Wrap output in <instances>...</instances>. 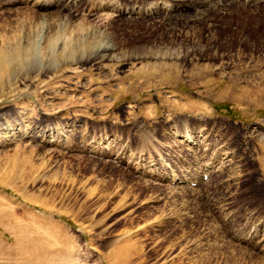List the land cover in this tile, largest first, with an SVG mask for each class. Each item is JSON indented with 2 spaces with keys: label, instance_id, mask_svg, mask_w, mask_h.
Instances as JSON below:
<instances>
[{
  "label": "rangeland",
  "instance_id": "1",
  "mask_svg": "<svg viewBox=\"0 0 264 264\" xmlns=\"http://www.w3.org/2000/svg\"><path fill=\"white\" fill-rule=\"evenodd\" d=\"M99 1L68 0L60 11L42 13L41 21L26 17V6L0 8V264H136L135 240L110 244L127 224L119 208L123 195L141 198L133 217L140 214L147 222L144 238L159 244L187 236V249L201 240L221 252L249 216L259 212L264 221V175L257 161L264 156V44L233 42L243 24L264 33V0H214L172 14L165 2L192 0H103L118 11L87 16L89 4ZM139 6L148 13L136 15ZM83 25L106 38L90 42L84 54L78 45L67 56L64 38L73 40ZM244 35L250 33L238 34L239 42ZM26 47L28 60L6 71L2 58ZM178 117L196 129L193 144L172 136L169 125ZM134 122L150 129L165 157L163 163L155 154L157 164L138 170L176 174L178 182L144 179L134 171ZM193 150L201 156L198 164ZM191 170L200 173L196 182L178 180ZM74 179H90L91 192L110 188L104 202L117 231L99 236L87 229L86 206L57 189ZM206 192L215 220L201 201ZM159 193L160 201L150 202ZM171 209L178 211L177 224L172 228L164 219L158 225L154 219ZM263 239L264 231L254 244ZM235 249L240 261L244 255ZM187 258L167 264H194Z\"/></svg>",
  "mask_w": 264,
  "mask_h": 264
},
{
  "label": "bare ground",
  "instance_id": "2",
  "mask_svg": "<svg viewBox=\"0 0 264 264\" xmlns=\"http://www.w3.org/2000/svg\"><path fill=\"white\" fill-rule=\"evenodd\" d=\"M66 1H68V0H11V1L10 0H0V6H1L0 8L5 7V5H8L9 8H12V6H16V5H18V6L19 5L26 6L25 9H23L24 10L23 14L26 15V17L28 16L30 18H32V17L35 18V21L36 20L37 21L38 20L41 21V19H43V17H45V15H44L45 13H48V12L54 11V10L60 11L61 9L65 8L64 5H65V2ZM206 1L207 2H205L204 0H192L191 2H187L186 1L185 3L184 2H176L175 3V2H171V1L169 2V1H167V2H165L166 4H164V5H166V7H165V10L167 11L166 13L172 14L173 12H175L176 9H178V10L180 8L183 9L182 7H184L185 10L189 9L191 6H192L191 7L192 9H196V8H200L201 6L203 7L204 5L207 6L209 4L215 3L214 0H206ZM221 1L224 2V0H221ZM253 2H254V0H253ZM180 3H183V5L180 6ZM66 4H67V2H66ZM28 5H31L30 8L27 7ZM154 6H157V4H154ZM138 8H139L138 9L139 11L137 10L138 12L135 13L138 16L139 15L143 16L146 13V11H147V13L149 11V10L143 9L142 6H139ZM85 11H86L87 16H90L91 17V16L99 15L101 13L102 14L103 13L106 14L107 12H111V11L112 12H117L118 11V8L116 7L115 3L109 2V1H103L102 0V1H99V2L94 3V5L93 4L92 5L89 4V6L86 8ZM42 13H44L43 14V17L41 16ZM106 15H108V14H106ZM141 16H139V17H141ZM42 23L44 24V22H42ZM40 25L41 24H39V26ZM32 26H33V24H32ZM244 27H245L244 24L242 26L241 25L238 26V28H237V31L238 32L237 31L234 32L235 39H234L233 42L240 43L241 45L244 44L246 46H248V45L250 46L251 44H249V43H251V42L252 43H258V44L259 43L264 44V33H262V31H260L259 29L258 30H254L253 28H248L247 29V27H245V31H244ZM88 28L86 26H84V25L82 27H80V28H76V30H74V32H73V36L71 37L73 40H70L68 38H64V41H65L64 43H65L66 49L68 51L67 56H70L72 52L75 53L76 52V49H77L76 47H78V45H81L82 50H83V54H84L85 51H87L86 49L90 45V42H93V43H96L97 44L99 42H102L106 38L104 35L101 36V35H97V34H94L92 32H89ZM223 30H228V25ZM241 32L250 33V35H244V38L241 39L240 42H239V40L237 38L238 37L237 35L238 34H241ZM198 36H199V38L203 37L202 34H200V35L198 34ZM4 39H5V37H4ZM4 41L5 40H3L2 42H4ZM13 42H14L13 45L15 46L16 44H18L19 39L15 37V39H14ZM213 42H215V39H213L212 42L209 41V45H211ZM29 44H31V42H29L27 40L26 41V45L29 46ZM90 48L91 47H89V49ZM12 50H13V48H12ZM31 53L32 52L30 51V48H27L26 47V48H24V49L22 48L20 50L18 48V49H15V52H13L12 54L4 56L2 58L1 63L3 65V67L6 68V71H9V68H11L12 66H14L13 65L14 62H17L18 61V62H20L23 65V63L26 62L25 60L26 59L28 60V57L31 55ZM0 55H4V54H0ZM205 85H207V84H205ZM181 119H182L181 117L180 118L178 117V118L174 119L172 121V124L169 125V130L173 131L172 132V136L173 137L175 135H177L180 138L185 139V141L183 139L182 140L184 142H187L188 145H191V144H193V141H195V139H196L195 137H197L196 136L197 134H195V136H193V134L196 132V129L193 128V125H190L189 123H187L186 122L187 120L186 121H182ZM134 127L137 129L136 130V137H137V142L136 143H137V148L135 149L136 153L135 152H134L135 154L133 153L135 157H132V159L134 158L132 161H135V163H136L135 167L133 166L134 167V171L135 172H138L141 176L144 174V179H146L145 177H147V179L150 178V179H152L154 181H157V182L158 181H162L163 178H164V176H161L160 175L161 172L159 170H156L155 168H151V171L150 172H147L145 170H143V171L138 170L139 168L142 169V167H145L146 164H149L150 165L151 163L155 162V159L153 160V155H155V154H156V156L158 155V158L161 157V159H158V160H161V161H163L165 157L163 156L164 154L161 153L162 151H160L157 148V146H158L157 141L155 140V137L152 135V133H151V131H150V129L148 127H138L135 122H134ZM46 130H49V129L46 128ZM200 131H198V133H200ZM67 132H69V131L67 130ZM261 152H262V154H264V147L261 148ZM191 154H193V156L195 157L194 159H195L196 163H197V161H199L201 159V156L198 155V152L196 153V151L193 150V153H191ZM150 157H152V160L150 159ZM257 161H258L259 166L261 168V172L264 175V156L259 157L257 159ZM156 162H158V161H156ZM163 163H164V161H163ZM208 163L207 164L206 163L203 164V169L205 167L207 168ZM211 163L213 164V162H211ZM175 164H174V166H175ZM162 168H160V169H162ZM171 169L172 168L169 169L170 172H171ZM208 169H210V167H208L205 172H207ZM163 170H164V171H162L163 173L167 171V169H163ZM183 171H187V170L183 169ZM199 174L200 173H198V172L193 173L192 170H191L188 173H185V176H183V178H186V179H183V178L181 179V177H178V180H182V181L184 180V181H188L189 182V179H190V184H191L192 182H196L195 179L198 180ZM164 175H166V173ZM167 175H169V174H167ZM175 177H176V174H173V175H171L169 177L167 176L166 178H164V180H168L170 183H172V182L175 181ZM202 177H203V175H202ZM167 178H169V179H167ZM200 178H201V176H200ZM175 182H178V181H175ZM179 182H181V181H179ZM162 183H160V184L162 185ZM92 185H93V183H92ZM137 185H139V184H137ZM57 186H59V187H57V189L58 188L63 189V190L65 189L64 194H65V192H67V193L70 194L69 195L70 196V200L74 204H78L79 207L82 206V205L83 206H86V210L85 211H86L88 217L87 216L85 217L86 220H85L84 223H85V225L87 223V225H86L87 226V229L90 228L92 231H95V233H97V235H99V236H104L105 234H108V233L112 232L113 230L114 231H117L118 230V227L116 225H114V221H115L114 218H113L114 216L112 217L111 216L112 214L109 212L110 210L107 211L106 210V207H105L106 206L105 205L106 204L105 202H107V201H105V199L107 197H109V195L111 194V192H110V194H108V190L110 188H105L104 191H102L100 188L96 187L98 189H95L94 191L91 192V188H90L91 182H90V179L89 180L87 179L86 181L74 179V180H71L70 182H68V181H66V182H60V183L57 184ZM111 186H113V185H111ZM136 186H135V188H136ZM148 187L150 188V186L144 187L145 189L143 190V193H144V191H147V188ZM131 188H133V187H131ZM139 190H142V189L140 188ZM130 192L131 191H129V193ZM116 193L117 192H114L112 195H116ZM136 193H138V192H136ZM154 193H156V191ZM154 193H153V195H154ZM207 194H208V192H206V193H204L202 195L201 201H204L205 203H207L206 205H207V208L209 209L208 211H211L212 212L211 213V217L213 218L212 220H215V218H216L215 217L216 212L214 213V208H212L214 205L212 206V204L209 202V200L207 201V198H206L207 197L206 196ZM130 195L131 194H129V196ZM119 196L120 195H118V197ZM138 196H139V193H138ZM160 196H163V194L162 193H159L158 195H155L154 197L152 196L153 198L150 199V202H153V203H156L157 202L158 203L160 201V198H159ZM170 196H171V194H170ZM120 199H122V201H121V205L119 206V208L121 207L120 210L122 212H126L125 217L127 216L128 219H127V221L126 220L125 221L127 222V224H125V226H124L125 228L124 227H123V229L121 228V232L122 233L119 236H116L115 240L112 243H110V244H111V247L114 244H121V243H123V246H124L125 241L128 242V244H129V242H132V241L135 240L133 243L136 244V253H137V262H136V264H167L168 259L172 261L174 259H177V260L178 259H183V257H188L187 258L188 261H191V259L193 258V259H195L194 261L197 262L198 264H264V244H263L264 243V239H263V241H260L258 243L259 246H260V249H258L259 248L258 247V244H254V240H255L256 236L259 235L260 232L264 231V221L261 222L260 220H258L259 219V215H260L259 212H256L255 213V215L258 216V217L256 216L255 219H254V217L249 216L246 219L247 220V223L245 225H243L242 228H238V232H237L238 234H236V235L234 234L232 236V239L233 240L232 239H229L230 241L228 240V245L225 248L220 249L221 252H218V249L215 246H213L211 248V246L208 245V244H204L203 245L202 244L203 242L201 240H199L200 238L199 239L197 238L199 236L201 237V235H198L196 237L199 240L197 242L198 244H194L193 241H195V240L192 241L194 245L190 249H187V247H185L188 244V242H186L188 240V237L187 236L185 238H183L182 236H181L182 238L181 237H179V238L177 237L178 239L175 238L176 240H173L172 242H168L169 241L168 240V241H166V243H164L165 241L163 243L161 242V244H159L158 241H156V240L154 242L153 241L152 242H149L148 239H145L144 238V237H146V228L145 227L144 228H141L142 225H144V223H147V222L146 221H143L144 219L143 220L141 219L140 214L137 215L136 218L133 217L135 215V213L138 212V211L136 212L135 209H133V208H135V206H137L138 204H140V199L141 198L138 199L137 194H134L133 196H130L128 199H127V195H123V197L121 196ZM87 204H89V205H87ZM117 204H119V203H117ZM218 204L219 203H217V205ZM179 209H181V208H179ZM226 210H227V208H226ZM114 211H116V209ZM174 211H175L174 209H173V211L171 209L170 213L167 214L165 218L157 217L154 220L156 221V223H158V225L160 223H163L162 221L164 219L165 220H168L167 222H169V225H171V227L173 228L174 223L177 224L178 219H179V217L177 216L178 215V213H177L178 211H175V212ZM227 213L226 214L221 213V215L223 214V216L226 217V216H228ZM120 214H121V212H120ZM183 216H181V217H183ZM120 219H121V217H120ZM260 219H262V217H260ZM81 220H80V222H81ZM136 221H138V222H136ZM149 221H151V220H148V222ZM122 222H123V220H122ZM84 223H81V224L83 225ZM227 225L230 226V224L225 223V228H227ZM86 226H84V227L86 228ZM147 229H148V227H147ZM91 230H89V231L92 232ZM219 230H220L219 231V234H220V237L222 238V240L226 239V237L224 236V235H226V233L223 231V229H222L221 226L219 227ZM184 233L185 232H183V234ZM117 235H118V233H117ZM217 237L220 240V237L218 235H217ZM164 244H166L167 246L164 245ZM131 245H132V243H131ZM235 246L242 252V255H244V257H241V260L240 261L238 260V256H239L238 253L235 252V250H236L235 249L236 248ZM131 247H132V249L134 248L133 246H131ZM227 247L229 248V250L231 249L229 253L226 252V250H224ZM232 248H233V250H232ZM129 250H130V248H129ZM129 253H131V250H130ZM192 253H193V255L195 253V255L192 256ZM132 254L133 253H131V255ZM129 256H130V254H129ZM134 259L135 258H133V260ZM133 260H132V262H133ZM72 262H74V261L66 262L64 264H71ZM106 262H109V261L106 260ZM195 262H194V264H195ZM125 263H127V261L124 262V264ZM180 263H181V261H180ZM104 264H106V263H104Z\"/></svg>",
  "mask_w": 264,
  "mask_h": 264
}]
</instances>
